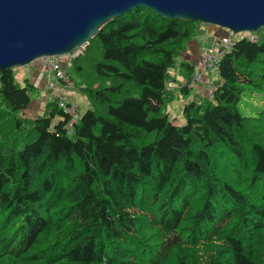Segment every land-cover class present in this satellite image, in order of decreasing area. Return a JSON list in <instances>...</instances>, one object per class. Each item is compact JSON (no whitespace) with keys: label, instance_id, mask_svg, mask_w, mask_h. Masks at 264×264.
Instances as JSON below:
<instances>
[{"label":"trees","instance_id":"1","mask_svg":"<svg viewBox=\"0 0 264 264\" xmlns=\"http://www.w3.org/2000/svg\"><path fill=\"white\" fill-rule=\"evenodd\" d=\"M201 24L145 6L104 23L65 64L82 114L64 85L21 117L36 86L0 69V264H264V111L241 108L264 94V27L222 46L211 97L177 124Z\"/></svg>","mask_w":264,"mask_h":264},{"label":"water","instance_id":"2","mask_svg":"<svg viewBox=\"0 0 264 264\" xmlns=\"http://www.w3.org/2000/svg\"><path fill=\"white\" fill-rule=\"evenodd\" d=\"M139 6L235 33L264 27V0H0V69L72 52Z\"/></svg>","mask_w":264,"mask_h":264},{"label":"rangeland","instance_id":"3","mask_svg":"<svg viewBox=\"0 0 264 264\" xmlns=\"http://www.w3.org/2000/svg\"><path fill=\"white\" fill-rule=\"evenodd\" d=\"M209 27H211V28L213 27L214 31H215L216 27H218V28L222 29L219 31L220 32L224 31V33L221 32L220 34H215L212 30L208 29ZM206 29L210 31V32H208V34L203 33ZM216 31H217V29H216ZM211 32H213V33H211ZM252 32H254V31H240V32L235 33L226 27H221V26H218L215 24L203 23V24H201L199 32L192 39L197 38V37L198 38L200 37L201 39H203L204 37H201V36L206 34V36H205L206 40L208 39L207 46H204L205 48L199 50V54L201 56V52L203 50H209V48H211V47H213L214 49H218V47L220 45H222L220 40L222 38L221 35H223V34L227 33V35H229L232 39H234L236 41V40L242 38L243 36H246V35L249 36L251 34H254ZM192 39L188 40L185 43L183 50L181 51V56H182L181 58L182 59L186 58V56L183 57V53L186 52V54H187V46H189L190 41ZM204 43H205V40H204ZM225 47L230 48L231 46H225ZM189 50H191V49H189ZM58 56L61 59L66 58L65 55H56V57H58ZM200 56H199L197 63L200 60ZM40 63H42V58L35 59L31 63L26 64V65L16 66V72H18L17 74L19 77V78L17 77V80L19 81V79H20L22 82V80L24 78L28 77V79L32 83H34L36 86V90L32 94V98H33L32 101H36L38 98H41L43 96V94L46 95V99L42 101V109H40L38 114L43 112V108H44V105H46V102L48 100H51L54 98L53 93L46 86V84L44 82H40L37 80V78L39 76L38 70H40V72L43 71V69L40 66ZM66 65H67V67H66L67 71L70 73V75L75 76L76 75L75 66L74 65L72 66V64L70 65V63L68 61H67ZM216 71H217V66L215 65V67L212 69V75L208 79L207 78L205 79V76H203V80H204L203 82L193 85L194 87L191 86V83L189 84V86L192 88L191 91L189 92L191 94V97H189V94L188 95H182V96L178 95L175 97V99L173 101L168 103V106H170V108H171V110H169L170 117L174 120L175 123L179 124L180 120H182V119L184 120V117L182 114V107L186 102H188L194 98V96H195V95H193L194 93H199L203 97H208V98L211 97L212 93H210L209 87L213 83L212 80L216 77ZM43 73H46V71H43ZM179 76H181V75H179ZM179 76L178 75L175 76V77H177L176 79H178L177 82H174L176 84V88L182 86V84L187 82L184 78H182L183 76H181V77H179ZM53 77L55 79L54 82H57L58 85L61 87L60 80L55 76H53ZM180 78H182V79H180ZM168 85H169V87H175L174 84H172V81H168ZM70 86H71L70 90H72V91L75 90V92L73 95L68 96V97L70 98V101L74 105L77 106L78 113L82 114L83 112H85L87 110L88 107H90L89 100H88L87 96L78 87L76 88L75 86L72 85V82L70 83ZM63 91L65 93L67 92L65 89H63ZM257 95H259V94H257ZM34 105H36V104L35 103L32 104V107H31L32 109L35 107ZM241 108L248 115H253L252 113L258 114L259 110L261 113V111H264V94H261L260 97L254 96V95H251L248 97H243V101H241ZM1 110H0V122L3 121L1 119L3 117V114H2L3 111H1ZM20 116L24 117V118L25 117H32L33 118V116L31 115V110L29 108L21 110ZM259 116H261V118L264 117L263 114H260ZM3 122L7 123L5 121H3ZM1 128L4 129L5 131H7V128L4 125H1ZM3 135H4V133L0 132V138Z\"/></svg>","mask_w":264,"mask_h":264},{"label":"built area","instance_id":"4","mask_svg":"<svg viewBox=\"0 0 264 264\" xmlns=\"http://www.w3.org/2000/svg\"><path fill=\"white\" fill-rule=\"evenodd\" d=\"M222 38L220 42L222 45L218 47V49H214L213 47L209 48V50H203L201 52L200 60L198 62V68L196 69L195 73L192 76L191 86L203 82V76L212 68L217 65L219 58L222 54V46H232L235 42L229 35L223 34L221 35ZM250 38H255L254 34L249 35ZM87 43L78 46L72 52L65 54L66 58L61 59L56 57V55H47L42 57V63H40L41 68L46 73L40 72L37 80L40 82H44L46 86L51 90L53 96H58L60 99L64 98L65 92L63 91L64 85L70 86L71 80L66 73L65 64L69 60V58L76 57L84 52L86 49ZM227 48V47H226ZM57 77L61 82V87L58 85L57 82H54V77ZM53 80V81H52ZM172 84L175 83L172 82ZM210 93H212V89L210 88ZM63 91V92H62ZM73 110L75 107H72Z\"/></svg>","mask_w":264,"mask_h":264},{"label":"crops","instance_id":"5","mask_svg":"<svg viewBox=\"0 0 264 264\" xmlns=\"http://www.w3.org/2000/svg\"><path fill=\"white\" fill-rule=\"evenodd\" d=\"M208 29L212 30L215 34H220L221 32L224 33V31H221L220 32L219 30H222V29H220L218 27H216L217 31H216V29L214 31V28L213 27L212 28L209 27ZM208 32H210V31L206 29L203 33H207L208 34ZM213 32H211V33H213ZM205 36H206V34L201 36V37H204L203 39H201L200 37L199 38L197 37V38H194V39H192L190 41L189 46H187V54H186V52L183 53V57L186 56V58H184V59H186V60H188V61H190V62H192L194 64H197V61H198L199 56H200L199 50L205 48L204 46H207L208 39L206 40V37ZM204 40H205V43H204ZM189 49H191V50H189ZM38 72H39V75H40V70H38ZM17 73L18 72H16V77H18V74ZM177 75L179 76L178 73H177ZM211 75H212V70H210V72L208 71V73L205 74V79L206 78L208 79ZM179 77H181V76H179ZM27 78L28 77L24 78L22 80V82L19 79V82L24 83L25 79H27ZM218 78H219V74H218V69H217V71H216V77L214 79H218ZM180 79H182V78H180ZM74 92H75V90L73 91L72 94H74ZM195 94H197V93H194L193 95H195ZM189 97H191V94L190 93H189ZM45 99H46V95L43 94V96L41 98H38L36 101H32L30 103V105H29L28 108L31 110V115L33 117H36L38 115V112L40 111V109H42V101L45 100ZM33 103H35L36 105H34L35 107L32 109L31 107H32V104ZM45 106L46 105H44V108H45ZM44 108H43V110H44ZM168 109L171 110L170 106H168ZM182 121H184V120L183 119L180 120V123Z\"/></svg>","mask_w":264,"mask_h":264},{"label":"bare ground","instance_id":"6","mask_svg":"<svg viewBox=\"0 0 264 264\" xmlns=\"http://www.w3.org/2000/svg\"><path fill=\"white\" fill-rule=\"evenodd\" d=\"M42 58V57H41ZM210 70H212V69H210ZM210 70H209V72H210ZM205 76V75H204ZM212 82H213V80H212ZM215 83V82H214ZM206 84V83H205ZM171 85V84H170ZM214 85V84H213ZM169 86V85H168ZM192 87H194V86H192ZM171 88H173V87H171ZM191 88V87H190ZM189 88V89H190ZM214 90V89H213ZM190 91H191V89H190ZM200 97V96H199ZM64 106V105H63Z\"/></svg>","mask_w":264,"mask_h":264}]
</instances>
